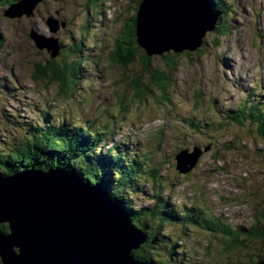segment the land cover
<instances>
[{
    "label": "rangeland",
    "instance_id": "1",
    "mask_svg": "<svg viewBox=\"0 0 264 264\" xmlns=\"http://www.w3.org/2000/svg\"><path fill=\"white\" fill-rule=\"evenodd\" d=\"M140 1L102 0L96 6L91 0H44L30 16L14 19L4 17L8 7L0 3V142L13 144L49 123L103 131L108 139L102 152L118 143L115 147L123 145L127 152L135 148L134 157L153 158L161 169L158 186L171 207L204 205L223 223L248 227L264 203V197L254 196L264 194V144L255 126L221 124L248 97H264V0H223L230 6L227 35L217 42L218 34L208 32L190 57L171 52L178 69L169 101L154 86L156 73L145 68L141 55L128 68L111 57ZM49 19L56 22L55 31ZM32 31L56 45L81 46L78 56L62 51L57 59L68 65L82 61L81 84L61 88L38 75L50 52L37 47ZM151 58V70H164V59ZM46 75L51 77V70ZM191 121L203 123V131L192 133ZM195 147L203 150L185 179L175 173V157L183 149L195 156ZM140 184L151 195V185ZM135 199L136 210L152 204L139 194ZM178 232L171 226L165 235L195 263L227 262L218 237L191 231L178 238ZM238 257L235 264L246 263Z\"/></svg>",
    "mask_w": 264,
    "mask_h": 264
},
{
    "label": "trees",
    "instance_id": "2",
    "mask_svg": "<svg viewBox=\"0 0 264 264\" xmlns=\"http://www.w3.org/2000/svg\"><path fill=\"white\" fill-rule=\"evenodd\" d=\"M18 1L20 0H5L2 4L6 6V4ZM101 1L91 0L90 4L97 6ZM209 2L217 17L214 33L218 34L219 38L216 40L219 42L228 33L226 30L229 25L227 19L230 6L225 5L226 2L223 0H209ZM137 10L138 5L136 13ZM135 18L136 15L128 21V30L116 45V50L111 56L112 60L128 68L134 63L135 58L141 55L145 68L156 73L153 78L154 86L165 97V100L169 101L168 94L172 87L170 80L178 69L176 57L171 52L160 55L159 57L164 59L162 61L164 70H151L152 56H148L136 42ZM59 48V55L56 58H52L49 53L50 60L45 68L40 67L38 75L47 78L51 83H57L61 88L67 89L81 84L82 61L77 59V62L68 65L57 60L62 51H66L64 52L66 56H69L68 53L78 56L81 46L76 44L66 48L59 43ZM201 48L196 51H200ZM184 54L190 57L189 52H184ZM47 70H51V77L46 75ZM135 86L142 90L143 85L140 84V80L136 81ZM147 92L152 93L149 90ZM263 98L254 99L253 95L248 97L233 116L224 117V123L221 125L225 127L236 122L240 126H255L264 144ZM44 124L46 122L41 125ZM190 125L192 133L203 131V123L199 121L197 123L191 121ZM32 131L35 133L31 132V137L23 136L20 140L13 141V144L0 142V175L13 176L24 170L61 171L80 178L89 186L103 188L109 200L115 204L118 203L117 205L129 215L133 225L146 236V243L139 251L134 252L137 260L147 264H197L185 247L178 248L173 238L165 235V231L172 226L180 229L178 238H187L191 231L218 237L222 242V257L227 259L225 264H235L236 256L246 260L245 264H264V203L251 225L233 228L223 223L220 218L214 217L212 211L204 205L171 207L168 197L163 198L164 188L161 185L158 186L161 169L154 166L153 158L134 157L131 153L136 151L135 148L130 149L129 153L127 147L124 148L123 145V149L119 146L115 147L118 143L102 152V143H106L108 139L105 135L107 133L103 131H94L93 128L87 126L75 127L68 123L60 125L49 123L47 127L39 126ZM176 166L175 164V173L185 179L193 172L181 174ZM141 180L151 185V195L146 194L140 184ZM137 194L151 201L152 204L136 210L135 197ZM258 195H254L256 200L264 197V194L257 197ZM1 230L8 231L5 225L1 226Z\"/></svg>",
    "mask_w": 264,
    "mask_h": 264
},
{
    "label": "water",
    "instance_id": "3",
    "mask_svg": "<svg viewBox=\"0 0 264 264\" xmlns=\"http://www.w3.org/2000/svg\"><path fill=\"white\" fill-rule=\"evenodd\" d=\"M42 0L11 5L9 19L30 16ZM49 19L52 31L56 30ZM217 18L209 0H141L135 18L137 45L148 56L195 52ZM40 50L52 58L59 45L32 31ZM52 52V53H51ZM183 150L177 170L189 173L201 155ZM5 225L7 232L1 230ZM146 243L129 215L106 191L61 171H20L0 175V264H147L135 251Z\"/></svg>",
    "mask_w": 264,
    "mask_h": 264
},
{
    "label": "bare ground",
    "instance_id": "4",
    "mask_svg": "<svg viewBox=\"0 0 264 264\" xmlns=\"http://www.w3.org/2000/svg\"><path fill=\"white\" fill-rule=\"evenodd\" d=\"M99 188H100V189H102V191H104V189H103V188H101V187H99ZM111 202H112V201H111ZM114 204H115V203H114ZM117 204H118V203H117ZM117 204H116V205H117ZM118 206H119V205H118ZM141 262H143V261H141Z\"/></svg>",
    "mask_w": 264,
    "mask_h": 264
}]
</instances>
